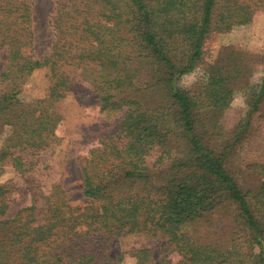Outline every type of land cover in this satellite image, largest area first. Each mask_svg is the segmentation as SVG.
I'll return each mask as SVG.
<instances>
[{
	"label": "trees",
	"instance_id": "obj_1",
	"mask_svg": "<svg viewBox=\"0 0 264 264\" xmlns=\"http://www.w3.org/2000/svg\"><path fill=\"white\" fill-rule=\"evenodd\" d=\"M35 1L0 0V136L8 129L0 164L19 178L0 184V264H120L126 254L136 264H264V163L249 166L260 180L247 190L227 166L264 102V55L257 84L253 62L229 58L205 69L198 90L181 85L202 64L208 37L251 24L264 0H55L43 58ZM41 68L44 97L22 101ZM239 91L245 119L220 147L209 122ZM90 94L121 123L78 153L84 201L75 204L63 162L44 165L43 154L63 140L66 98ZM228 201L237 228L220 247L197 225ZM129 235L159 239L160 256L152 246L113 256Z\"/></svg>",
	"mask_w": 264,
	"mask_h": 264
},
{
	"label": "rangeland",
	"instance_id": "obj_2",
	"mask_svg": "<svg viewBox=\"0 0 264 264\" xmlns=\"http://www.w3.org/2000/svg\"><path fill=\"white\" fill-rule=\"evenodd\" d=\"M55 7V0H36L34 6V35L35 50L38 56L43 58L50 51V45L54 39L50 25V16ZM204 58L202 64L191 74L185 75L181 85L186 88L198 90L206 80V70L210 64L222 59L228 63L230 58L242 59L244 62H253L255 74L251 79L252 84L260 81L262 65L260 60L264 55V14L259 13L249 25L236 27L227 33H212L204 45ZM222 57V58H221ZM229 63H233L229 61ZM47 68H41L33 72L27 83L23 86L20 98L24 102H32L44 97L49 84ZM97 95H70L62 106L63 120L57 127V134L62 140L61 144L44 152L45 164L56 165L63 162L64 174L62 182L70 192L71 200L75 204L84 201L81 192L82 176L78 163V153L92 143L100 134H114L121 123L120 113L101 112ZM248 110L246 96L239 91L234 97L230 107L219 111L210 122V132L217 130L219 135L212 140L218 141V146L223 147L229 135L239 122L245 119ZM217 124L216 129L212 126ZM8 135V129L0 136V148ZM247 137L241 141L228 161V169L244 190L255 187L260 177L249 168L252 164L264 163V102L259 112L252 117V125L247 132ZM51 171V170H49ZM46 173V171H45ZM17 172L10 165L0 164V184L14 179ZM46 176L43 175L42 178ZM16 181L19 178H15ZM237 207L231 202H226L216 212L197 225L196 234L204 241H211L220 247L230 245L233 233L236 230L235 215ZM158 240H147L143 236L129 235L115 242L112 249L113 256L120 251H130L142 246H152L155 253L160 256L161 244ZM164 242V241H163ZM120 264H136V260L126 254Z\"/></svg>",
	"mask_w": 264,
	"mask_h": 264
}]
</instances>
